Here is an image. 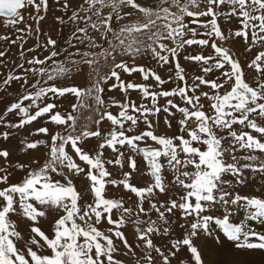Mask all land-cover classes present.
I'll return each mask as SVG.
<instances>
[{"label": "snow or ice", "instance_id": "snow-or-ice-1", "mask_svg": "<svg viewBox=\"0 0 264 264\" xmlns=\"http://www.w3.org/2000/svg\"><path fill=\"white\" fill-rule=\"evenodd\" d=\"M201 2L204 3L205 10L193 12L190 7H198L197 0H153L155 7L144 6L137 0H83L78 10L72 12L68 20L78 25L82 21L84 26H77L73 32L74 40L67 43L70 47L79 44L86 45L89 49L84 52L79 50L76 53L67 52L69 60L73 55L81 56V61L72 63H86L90 66L94 63L88 58L95 55L91 49L99 45L89 34V29H92L95 32H103L105 36L112 33L118 41L115 46L108 41L113 51L119 47L122 54L136 56L147 50L158 65L174 64L176 87L167 91H152L151 88L159 87L166 81L143 66L130 67L125 62L116 63L110 76L100 78L88 90L89 94L95 92L94 100L98 108L105 109L95 121L97 125L95 131L83 130L79 135L73 136L68 129L75 130V117L70 113L54 111L58 107L56 101L66 94H73L77 98L81 95V91L76 87H65L55 83L61 77L70 74L66 63H58L55 59L60 55L56 50L57 42L49 37L42 45H37L48 50L43 59L38 56L27 58L24 50L20 52L21 58L29 67H25V64L16 65V68L21 70L20 73L10 72L2 83L9 85L11 81H22L23 92L0 115V122H4L9 114L17 115L20 117L17 123L5 124L6 127L16 129L29 125L38 118L46 117V123L64 125L66 134L61 132L51 134L47 127H39L35 134L49 135L51 143L46 144L44 140H38L27 142L25 147L36 149L39 145H44L48 148L43 165L38 170H29L18 184L7 183L11 173L0 175V183L7 185L0 189V264H122V261L115 259L114 254L119 250L117 242H121L123 248L127 250L126 255L133 252L132 245L128 243L120 229L127 223L126 215L130 217L134 211L136 212L134 223L137 225L135 239L139 242L137 247L147 250L144 256L147 264L154 262L152 251L159 254L163 264H170L168 256L153 244L151 236L169 234L167 213H172L174 209L181 211L186 221L187 234L183 239L174 241L171 247L187 246L195 264H201V256L193 246L192 238L197 236L198 230L208 229L213 217L204 213L213 207L226 209L223 219L217 218L215 222L230 241L237 242V247L264 249V233L246 230L242 226L229 223L227 214L229 205L253 209L248 212V218L264 224V199L243 197L239 194L232 196L224 187L228 182L223 179L224 175L231 174L235 178V183L243 184L245 182L242 176L243 169L264 173V162L259 165L246 163L241 168L235 163L238 159L235 154L231 156L233 162L225 159L226 153H234L237 146L246 151L264 153V142L261 139L264 138V124L260 123L264 121V51H259L247 65L254 72L253 80L256 86L253 87L245 78L243 66L226 46L229 40L242 39L245 41V51H251L256 45L264 48V0H201ZM224 6H227V11L222 10ZM65 7L69 5L65 3ZM173 7L176 9L175 12L171 10ZM29 8L34 9L35 14L29 12L26 18L21 10ZM47 9L48 0H0V17H6L3 21L4 26L23 23L28 31H34L37 35L40 34L39 27L33 30L28 21L32 20L38 25L45 18L41 13H46ZM105 9H111V12L105 13ZM80 12H84L85 15L81 16ZM134 13H139L143 17V22L137 19L120 27L118 33L113 32L111 22L114 19L121 21L132 17ZM186 17L210 19L204 21L193 19L186 22ZM220 18H224L226 22H231L235 18L240 27L230 30V33L225 35L218 23ZM57 19L64 23L61 18ZM192 24L198 27H191ZM201 36L206 38H198ZM0 39L7 40V37L3 36ZM217 40L221 43L217 44ZM165 41H171L175 47H169ZM16 42L12 41L14 44ZM193 45L202 49L210 46L213 51L207 56L203 55V52L185 56V60L196 62L204 74L196 76L189 85L185 70L178 62V53L185 47ZM26 51L33 52L35 49L29 48ZM3 55L4 53L0 52V56ZM117 69L129 75L139 72L144 81L152 79L155 85L125 83L120 79ZM212 72H219L220 75L216 79H208L207 74ZM30 75L36 78L32 84H29ZM111 77L118 81V85L113 87H119L122 92L127 93L129 89L137 90L141 95V103L137 105L131 101L119 103L113 100L111 104L106 105L100 95L104 90L101 84ZM172 78L170 76V79ZM202 86H207L209 91L201 90ZM176 97H179L183 106L175 102ZM160 98H166L162 106L158 103ZM46 99H50L51 102L44 103ZM202 99L209 101L208 113L204 110L205 104L201 103ZM25 101L29 103L25 105ZM145 101H150V105ZM112 106L120 109L117 115L108 111ZM72 108L75 111L77 105H72ZM32 109L35 111H30ZM173 109L175 111H172ZM160 112L166 113L167 116L180 114L181 118L177 121L179 135L168 137L155 134L151 117H157ZM105 119L110 122L111 130L102 133L99 125ZM141 122L146 125V130L128 135L134 132ZM165 123L171 127L167 117ZM234 125H240L250 131H237ZM225 131L227 136L220 135ZM253 132L258 136H254ZM0 135L7 139L10 133L4 132ZM92 137L100 138V142L93 152H86L80 144ZM226 139L230 141L229 148L223 146ZM149 140L159 147L149 145ZM140 142L145 146H140ZM194 145H203L205 150ZM68 146L83 165L69 153ZM124 148L143 157L147 164V174L152 178L148 186L137 188L130 183L132 173L138 171V165L133 155L126 156L125 152L121 151ZM105 149H110L116 155L105 159ZM8 155L7 150H0V157L6 158ZM242 159L256 161L258 157L248 155ZM125 163L131 171L123 172L122 180L107 179L111 174L106 164L122 169ZM165 168L174 176V180L168 186L165 185L162 175ZM52 174L63 177L66 183L54 181ZM80 176L90 181L86 192L91 195V202L79 203L83 199V194L77 191L73 179ZM108 184L113 186L120 184L125 190L133 193L138 198L135 207H124L123 198H107ZM171 188H179L183 195H178V199H170L168 203L159 206L152 202L157 195L156 190L167 193ZM145 202L150 205L148 210L143 207ZM61 211L63 215L59 214ZM114 211L119 213L117 219H113ZM149 211L158 214L157 220L141 221L139 214L148 215ZM49 212L59 216L54 220L52 237L36 226L39 218L47 217ZM12 214L32 222L28 239H23L17 230L16 223L10 219ZM105 220L112 227L106 231L100 230L97 225ZM161 221L165 225L162 229ZM141 223L147 226L141 229L139 227ZM250 237H255L258 242H250ZM21 241L23 247L19 246ZM47 250H50V254H44Z\"/></svg>", "mask_w": 264, "mask_h": 264}, {"label": "rangeland", "instance_id": "rangeland-1", "mask_svg": "<svg viewBox=\"0 0 264 264\" xmlns=\"http://www.w3.org/2000/svg\"><path fill=\"white\" fill-rule=\"evenodd\" d=\"M83 2V0H48V9L47 12H42L41 15H44L45 18L39 22L37 25L34 21L29 20L28 24L31 25V28L35 30L37 27L40 29V34H34V31H28L25 28V25L22 23L23 27L16 26H4L3 21L4 18H0V37L6 36L7 40L0 39V52H3L4 55L0 56V115L4 113L6 108L13 102H15L19 95L23 92L21 88V82L11 81L9 85H4L2 83L3 79L7 77L10 72L20 73V69L16 68L18 64H25V60L21 58L20 52L22 50L25 51V56L27 58H31L33 56H38L43 59L45 55L48 54L47 49H42L37 47V45H42L47 38H51L57 42L56 50L60 52V55L55 59L57 62H64L66 66L70 69V74L61 77L55 83L60 86L65 87H76L81 91V95L77 98L73 94H66L64 97L60 98L56 101L58 107L54 109V111H59L62 114H72L75 117V130L72 128L68 129V132L71 135H79L83 130L95 131L97 130V125L95 121L99 119L101 113L105 111L103 107H99L96 105L94 96L95 92L89 94V89L102 77L110 76L111 71L116 63L125 62L130 67L132 66H143L145 69H151L153 72L158 74L163 80L166 81L163 85L159 87H155V81L149 79L148 81H144L139 72H133L131 75L122 72L117 69L120 73V79L127 82H132L136 84H148L153 85L154 87L150 90L152 91H160V90H171L176 87V80L174 79V64L173 65H158L157 61L152 58L149 51L144 50L141 54L132 56L122 54V51L119 47L113 48L110 47L108 41L112 42V45L115 46L118 44V41L114 38L112 33H108L106 36L103 32H95L92 29H89V34L92 35L96 43L99 45L98 47L91 49V51L95 54L88 59H92L94 63L90 66L86 63H72V61L79 62L81 61L80 55H73L71 60H69L67 56V52L76 53L89 51L86 45L77 44L76 47H70L67 43L69 40H74L73 32L77 26L83 27L84 24L82 21L77 23H72L68 20V18L72 15L74 10H78L79 5ZM138 3L148 6L152 5L155 7L153 0H137ZM65 3L69 5V7H65ZM199 6H191L190 10L193 12H200L205 10L204 3L201 0H197ZM87 7V5H85ZM173 12L176 9L173 7L171 9ZM223 11H227V6H224ZM22 14L27 18L29 12L34 13V9L21 10ZM105 13L111 12V9H105ZM126 11H131L130 9H126ZM81 16L85 15L84 12L79 13ZM61 18L64 23L60 22ZM95 19V18H94ZM139 19L143 22V17L139 13H134L132 17L125 18L121 21H116L115 19L111 22V28L113 32H119L120 27H123L126 24H129L132 21ZM209 20L210 17H186V22L189 20ZM219 26L223 30L225 35L230 33V30H235L240 27L239 23L235 18L231 20V22H226L224 18H220ZM191 27H198L196 24H192ZM17 29H23V31H17ZM23 37V39H21ZM103 37V39H102ZM198 38H206V37H198ZM17 41L15 44L12 41ZM217 44H220L221 41L217 40ZM169 45V47H175L171 41H165ZM226 46L235 54L234 58L239 61V63L243 66L245 78L247 82L255 87L256 84L253 80L254 72L250 70L247 65L255 57V55L259 51H264V48H261L259 45L252 47L251 51H245V41L242 39L229 40ZM32 48L35 49L33 52H27L26 50ZM67 50V51H65ZM212 49L210 46L201 48L200 46L193 45L191 47H185L183 50H180L178 53V62L184 68L187 83L191 85L196 76L204 75L201 72L199 65L194 61L185 60V56L196 55L203 52V55L207 56L212 53ZM110 53V54H109ZM25 67H29L25 64ZM220 75L219 72H212L207 74L208 79H216ZM170 76L173 78L170 79ZM34 77L29 78V84L35 82ZM51 83V82H50ZM113 85H118V81L115 77H111L101 84L103 87V92L100 93L101 98L105 101V104H111L112 101H116L119 103L123 102H135L137 105L141 103V95L137 90L129 89L127 93L122 92L119 87H113ZM203 91H209L207 86H202ZM199 94V92L197 93ZM166 98H160L158 103L159 105L165 104ZM51 102L50 99H46L44 103ZM69 102V104H67ZM175 102L181 106H183L179 97L175 98ZM25 105L29 103V101L24 102ZM150 105V101H145ZM201 103L205 104V112L208 113L210 110L208 108L209 101L206 99H202ZM72 105H77L75 111H73ZM43 106V104H41ZM32 112L35 109L30 110ZM113 115H117L120 109L118 107L112 106L108 108ZM172 111H175L173 109ZM170 121L171 127H169L165 123V119ZM181 118L180 114L177 113L175 116H167L166 113L160 112L157 117H151L152 123L154 125V132L156 135H166L168 137H174L179 135V125L177 121ZM20 117L14 114H9L5 117L4 122H0V134L4 132H9L10 135L7 139H4L2 135H0V150H7L9 155L4 158L0 157V169L4 171H0V175H4L6 172L11 173L8 177V184H18L20 183L24 177L26 176L29 170H38L45 161V153L48 151L44 145H39L36 149H27L25 144L27 142H35L38 140H44L46 144H50V136L44 134H35L36 129L39 127H47L51 134H55L56 132L64 133V125L57 126L52 123H46L45 118H38L37 121L32 122L29 125H25L22 128H10L6 127L5 124L17 123ZM260 123L264 124V121ZM71 124V122H69ZM235 130L240 131H250L247 128H243L240 125L233 126ZM59 128V129H56ZM99 129L102 133H106L111 130L110 122L106 119L99 125ZM146 130V125L141 122L139 127L134 130L132 133H128V135L139 134ZM254 136H258L256 133H252ZM187 136L186 133H184ZM220 135L227 136V132H222ZM262 142H264V138H261ZM100 142V138L92 137L83 141L80 146L86 152H93L94 149L98 146ZM178 143V141H177ZM149 145L153 147H159L153 141H148ZM140 146H145L143 142H140ZM201 148V150H205V146L203 145H194ZM223 146L225 148L231 147L230 141L225 140L223 142ZM67 150L70 154L73 155L74 159L77 160L78 163L83 165V162L78 160V157H75L74 152H72L70 146L67 147ZM124 151L126 156L133 155L137 161L138 171L132 173L130 178V183L137 188H144L148 186L152 182V178L147 174V164L143 160L142 156L135 155L131 153L127 148L121 149ZM235 154L237 156V160L235 163L242 168V166L246 163H253L259 165L264 162V153H260L258 151L251 152L243 149H239L236 147L235 152L226 153L225 159L228 162H233L231 160V156ZM116 154H114L110 149L104 150V157L113 158ZM248 155H256L258 160L256 161H247L242 159V157ZM33 157V159H31ZM166 163V161H163ZM18 165H27L28 167L19 168ZM87 166H85L86 168ZM107 170L110 172V177L107 179H114L120 181L123 179V172L131 171L130 168L125 166L121 169L119 166L107 165ZM66 171V170H65ZM143 173V175H142ZM162 175L165 181V185L168 186L174 180V176L170 170L165 168L162 171ZM242 176L244 179L243 184L235 183V178L231 174H226L223 176V179L227 181L224 185L226 189H228L232 196L239 194L243 197L249 198H261L264 199V173L262 172H254L249 169L242 170ZM52 179L59 180L62 183H66L63 177L52 174ZM73 183L78 192L83 194V199L79 201L80 204H83L85 201L91 202L92 197L90 194L86 192V189L89 188L90 181L87 180L86 177L80 176L75 177L73 179ZM6 184L0 183V189L6 187ZM157 191V195L152 201L156 203L158 206L161 204L168 203L170 199H178V195H183V192L179 188H171L167 193H160ZM106 196L107 198H115L121 199L123 198L124 207H135L138 198L123 188L122 185L118 184L117 186H113L111 184L106 185ZM194 203V199H193ZM243 203V202H242ZM145 210L150 208L148 202L143 204ZM163 210V209H162ZM225 208L213 207L206 211L204 215H210L213 219L209 222L208 229L205 231L203 229L198 230V234L196 237L192 238L193 246L197 248L198 253L201 256V264H247V263H264V249H246L237 247L236 241H230L227 236L223 233L222 229L216 224L215 220L217 218L223 219L225 214ZM253 211V209H246L244 207H240L238 205H229L227 207V214L229 223L235 226H242L244 229L252 230L257 233H264V224L260 223L258 220H250L248 218V212ZM63 215L61 211L59 213ZM54 215L52 212H49L47 217H41L38 220V224L36 226L40 227L41 230L47 234L49 237L53 236L52 227L54 224V220L58 219L59 216ZM113 219H117L119 213L114 211ZM158 214L155 211H149L148 215L139 214V218L141 221H148L151 219L152 221L157 220ZM136 218V212L132 214V216L126 215L127 223L120 229L125 237L128 240V243L132 245L133 252L127 253L126 249L123 248L121 242H117L118 251L114 254L115 259L118 261H122V264H147V260L144 259L146 254L145 249L142 247H137L139 243L135 239L136 227L137 225L134 223ZM10 219L16 223L17 230L21 233L23 239H28L30 234V226L32 224L31 221L24 219L18 215L12 214ZM167 220L169 224L167 225L170 228V232L168 235L163 234H153L151 239L153 240V244L156 247H159L161 251L168 256L170 264H195L194 259L191 256V253L188 251L187 246L180 245L178 248H172L171 245L174 241L181 240L187 234L186 231V221L182 216V213L178 209H174L172 213H167ZM185 225V227H182ZM147 225L145 223H141L139 227L144 229ZM165 226L163 222H160V227ZM100 230H107L111 225H108L106 220L102 222L100 225H97ZM225 241L221 243V240ZM243 237H241V240ZM250 242H258L255 237H250ZM20 247H23L22 241L19 244ZM35 250V249H34ZM44 254H50V250H47ZM151 255L154 257L153 264H163L162 258L155 251L151 252Z\"/></svg>", "mask_w": 264, "mask_h": 264}, {"label": "bare ground", "instance_id": "bare-ground-1", "mask_svg": "<svg viewBox=\"0 0 264 264\" xmlns=\"http://www.w3.org/2000/svg\"><path fill=\"white\" fill-rule=\"evenodd\" d=\"M0 18H4V17H0ZM4 19H6V18H4ZM0 25H1V23H0ZM17 27H23V25L19 24V25H17ZM220 241H221V243L225 242V241H222V239ZM247 264H252V263L250 262V263H247ZM256 264H260V263H256ZM262 264H264V263H262Z\"/></svg>", "mask_w": 264, "mask_h": 264}, {"label": "crops", "instance_id": "crops-1", "mask_svg": "<svg viewBox=\"0 0 264 264\" xmlns=\"http://www.w3.org/2000/svg\"><path fill=\"white\" fill-rule=\"evenodd\" d=\"M67 104H69V102H67ZM56 129H59V128H56ZM31 159H33V157H32ZM52 217L54 218V217H55V215H52Z\"/></svg>", "mask_w": 264, "mask_h": 264}, {"label": "water", "instance_id": "water-1", "mask_svg": "<svg viewBox=\"0 0 264 264\" xmlns=\"http://www.w3.org/2000/svg\"><path fill=\"white\" fill-rule=\"evenodd\" d=\"M4 18H6V17H4Z\"/></svg>", "mask_w": 264, "mask_h": 264}]
</instances>
